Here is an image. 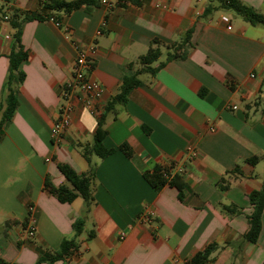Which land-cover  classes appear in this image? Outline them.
<instances>
[{
    "label": "crops",
    "instance_id": "crops-1",
    "mask_svg": "<svg viewBox=\"0 0 264 264\" xmlns=\"http://www.w3.org/2000/svg\"><path fill=\"white\" fill-rule=\"evenodd\" d=\"M45 1L0 0V7L40 11ZM108 1L59 13L61 25L54 19L23 25L24 80L16 112L0 132V264H186L211 243L220 247L206 264H264V211L258 240L245 237L249 195L264 182V25L225 8L205 15L209 0ZM241 1L264 14V0ZM189 30L184 57L167 60L182 51L178 42ZM13 33L0 17V117ZM154 47L161 54L151 66L165 64L151 73L141 57ZM79 50L90 59L89 77L102 85V98L93 102L101 114L79 92L61 97ZM134 75L141 83L125 103L110 107ZM63 104L72 124L55 143ZM102 116L104 146L115 152L92 155L93 200L86 210L81 196L61 202L44 184L46 178L55 187L68 184L62 164L91 170L83 148L93 145ZM256 156L257 163L248 162ZM175 162L184 169L182 198L176 186L157 190L144 176ZM30 205L34 238L25 234ZM146 209L150 218L143 220ZM72 238L78 249L49 262Z\"/></svg>",
    "mask_w": 264,
    "mask_h": 264
},
{
    "label": "trees",
    "instance_id": "trees-1",
    "mask_svg": "<svg viewBox=\"0 0 264 264\" xmlns=\"http://www.w3.org/2000/svg\"><path fill=\"white\" fill-rule=\"evenodd\" d=\"M97 1L101 0H48L42 5L43 8L40 11H23L20 9H14L12 12L7 13L0 7V17L7 20L12 28H14L13 42L10 53L8 55L10 67L8 73V79L5 87L4 96V110L0 117V132L1 129L13 118L17 105L18 96L17 92L24 80V73L21 70V64L28 57V52L24 48L22 43L21 35L22 28L25 22L30 20H47L54 19L60 22L61 15L69 14L72 11L82 7L83 5H94ZM118 4L122 3L123 0H117ZM210 4L205 10V15L210 14L212 11L218 8H225L234 11L241 15L246 21L251 24H262L264 25V14L256 11L252 6H249L241 0H209ZM216 3V4H215ZM192 31H187L186 35L178 42V47L181 52H169L167 60L184 57L187 48L191 44ZM155 44L159 45L160 41L155 40ZM177 45L169 46V48L176 47ZM160 50L158 47H154L151 51L141 57V62L145 64L144 70L154 73L159 67L163 66L165 62H161L158 67H152L151 64L156 61L160 56ZM140 80L136 75L126 77L124 79L121 92L114 97L110 102V107H113L116 103H125L129 92L140 84ZM107 132L104 128V118H100L99 126L94 136V142L91 147H84L83 154L91 164V170L89 172L78 173L72 167L68 165H60V170L68 180V184L55 187L46 178L45 188H48L51 192L55 193L61 202H71L76 197L81 196L86 202V210L89 209V203L93 200V180H94V165L92 163V155L95 154L101 158L114 153L115 149H107L104 146V139ZM121 149L128 155H131L129 147L123 145ZM260 157L256 156L248 159V162L255 164L259 161ZM146 180L157 190L165 185L176 186L180 191V198L183 196L184 181L181 178L179 172H173L169 166L156 165L152 171L144 174ZM250 203L253 206V211L249 214V230L245 237L250 242H256L262 229V214L264 211V182L260 189L252 191L249 195ZM228 210H233L230 207H226ZM84 226L82 219L78 220L74 224L75 235H79ZM93 236V233L90 234ZM220 246L217 243L209 244L204 250L198 252L193 258L186 262V264H206L210 261L212 253L217 250ZM78 249V244L75 238L65 239L62 242L59 251L55 252L48 258L49 262H53L60 258L69 256ZM46 259V258H44Z\"/></svg>",
    "mask_w": 264,
    "mask_h": 264
},
{
    "label": "built area",
    "instance_id": "built-area-1",
    "mask_svg": "<svg viewBox=\"0 0 264 264\" xmlns=\"http://www.w3.org/2000/svg\"><path fill=\"white\" fill-rule=\"evenodd\" d=\"M104 4H109L108 0H102ZM7 19V16H5ZM58 25H61L60 22H57ZM67 35H70V29L65 28ZM91 69L90 59L87 56V52L85 50H79L78 55L75 60L74 65V76L73 79L64 85L61 90V97L65 100L67 99L72 92H79L82 95L87 97V103L91 106V108L96 111L98 114L100 113L97 105H93L95 101H99L102 98V85L99 81L91 79L88 75L89 70ZM234 109L237 106L233 107ZM101 114V113H100ZM72 121L69 115V106L67 104H63L60 107V114L56 119L53 129H52V138L54 142H58L62 136L69 130L71 127ZM190 154V158L194 157L196 154L195 149L188 150ZM170 169L174 172L181 173L184 169L179 163L175 162L172 165H169ZM150 218V212L146 209V211L141 215V219L148 220ZM37 232V217L35 213V206L30 205L28 207V215L25 224V234L28 238H34ZM124 237V233L121 235Z\"/></svg>",
    "mask_w": 264,
    "mask_h": 264
}]
</instances>
